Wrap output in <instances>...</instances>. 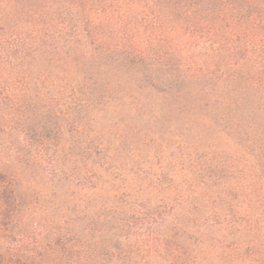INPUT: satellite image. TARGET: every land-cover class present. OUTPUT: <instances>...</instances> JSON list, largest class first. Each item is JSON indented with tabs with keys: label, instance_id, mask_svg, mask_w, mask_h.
Listing matches in <instances>:
<instances>
[{
	"label": "trees",
	"instance_id": "obj_1",
	"mask_svg": "<svg viewBox=\"0 0 264 264\" xmlns=\"http://www.w3.org/2000/svg\"><path fill=\"white\" fill-rule=\"evenodd\" d=\"M0 264H264V0H0Z\"/></svg>",
	"mask_w": 264,
	"mask_h": 264
},
{
	"label": "rangeland",
	"instance_id": "obj_2",
	"mask_svg": "<svg viewBox=\"0 0 264 264\" xmlns=\"http://www.w3.org/2000/svg\"><path fill=\"white\" fill-rule=\"evenodd\" d=\"M21 120L22 116L20 113H15L14 115H12L11 121L7 125L5 132L1 135V140H5L9 145H12V150L17 148L18 151L22 153L20 156L23 157L24 155L22 160L25 159L26 161H28L30 158L29 156H35V158L43 156L44 154H42V151H40L41 145L35 142L32 147L28 148L26 142L22 139V133L20 130ZM45 152L48 154V152H51V149L48 148ZM15 154L16 153L14 150L13 156H15ZM38 162L40 164L47 165V161L44 158H41L40 160H38Z\"/></svg>",
	"mask_w": 264,
	"mask_h": 264
}]
</instances>
